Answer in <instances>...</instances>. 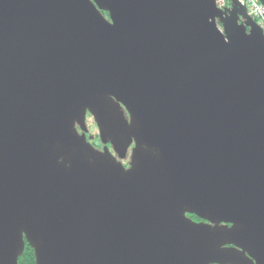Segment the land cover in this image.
<instances>
[{"label":"water","instance_id":"obj_1","mask_svg":"<svg viewBox=\"0 0 264 264\" xmlns=\"http://www.w3.org/2000/svg\"><path fill=\"white\" fill-rule=\"evenodd\" d=\"M120 106L129 170L75 129ZM25 240L36 264H264V36L237 0H0V264Z\"/></svg>","mask_w":264,"mask_h":264},{"label":"flooded vegetation","instance_id":"obj_2","mask_svg":"<svg viewBox=\"0 0 264 264\" xmlns=\"http://www.w3.org/2000/svg\"><path fill=\"white\" fill-rule=\"evenodd\" d=\"M119 110L122 112L124 120L120 121L119 119H114L113 125L110 131L107 132V135L100 134L99 128L93 116L88 111H86L84 115L85 132H83L76 125L75 129L78 135L83 136L85 141L93 148L95 152L103 154L106 149L108 153L116 160L117 163H119L125 170H129L132 165V153L135 149V140L133 138L129 140L125 138V129L127 124L130 123V119L123 107L120 106ZM87 118L92 119V123L97 129V133L93 136L90 134V131H88L89 129H87ZM194 222L205 223L200 219ZM227 226L230 227V225Z\"/></svg>","mask_w":264,"mask_h":264},{"label":"built area","instance_id":"obj_3","mask_svg":"<svg viewBox=\"0 0 264 264\" xmlns=\"http://www.w3.org/2000/svg\"><path fill=\"white\" fill-rule=\"evenodd\" d=\"M237 2L246 8L247 16L255 22L264 36V6L259 0H237ZM215 5L220 11H225L231 8L232 0H215Z\"/></svg>","mask_w":264,"mask_h":264},{"label":"trees","instance_id":"obj_4","mask_svg":"<svg viewBox=\"0 0 264 264\" xmlns=\"http://www.w3.org/2000/svg\"><path fill=\"white\" fill-rule=\"evenodd\" d=\"M104 17H107V12L101 11ZM192 221H198L199 219L194 215H187ZM18 264H36L34 248L25 240L24 248L21 255L18 258Z\"/></svg>","mask_w":264,"mask_h":264},{"label":"rangeland","instance_id":"obj_5","mask_svg":"<svg viewBox=\"0 0 264 264\" xmlns=\"http://www.w3.org/2000/svg\"><path fill=\"white\" fill-rule=\"evenodd\" d=\"M245 8V7H244ZM246 10V8H245ZM246 14H247V10H246ZM86 125H87V129H89L88 131H90V134L93 136L97 133V129L95 128V126L92 123V119L91 118H87L86 119ZM90 135V138H91Z\"/></svg>","mask_w":264,"mask_h":264}]
</instances>
